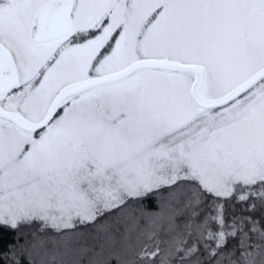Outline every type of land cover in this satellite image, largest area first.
<instances>
[{
  "label": "snow or ice",
  "instance_id": "snow-or-ice-1",
  "mask_svg": "<svg viewBox=\"0 0 264 264\" xmlns=\"http://www.w3.org/2000/svg\"><path fill=\"white\" fill-rule=\"evenodd\" d=\"M0 264H264V0H0Z\"/></svg>",
  "mask_w": 264,
  "mask_h": 264
}]
</instances>
